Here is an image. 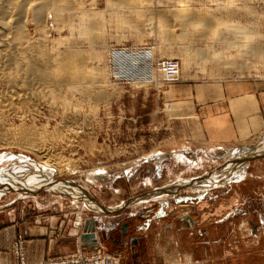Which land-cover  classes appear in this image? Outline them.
Masks as SVG:
<instances>
[{"label": "rangeland", "instance_id": "obj_1", "mask_svg": "<svg viewBox=\"0 0 264 264\" xmlns=\"http://www.w3.org/2000/svg\"><path fill=\"white\" fill-rule=\"evenodd\" d=\"M61 1L66 8L60 14L48 8L38 22L30 11L25 12L20 21L24 30L21 38L35 45L44 40L46 51L61 55L58 58L77 50L84 79L98 76V83L90 86L79 82L76 91L62 88L61 92L57 82L54 92L35 94L36 98L30 90L26 93L20 88V102L3 110L0 127L8 142L0 145V227L20 216L30 220L40 215L42 222L43 216L53 218L58 211L70 215V226L82 229L80 243L74 252L45 261L53 262L79 252L90 256L100 251L118 258L98 247L93 219L102 211L89 206L94 200L114 205L112 213L122 216L131 208L148 211L149 217L161 209L169 213L189 210L197 216L225 201L231 208L264 213V128L242 143L205 152L193 150L200 145L189 149L182 146L177 134L182 124L174 119L177 105L164 99V90L186 81L243 78L264 92V57L246 52L244 46L252 41L264 48V0H181V6L176 0H132L130 3L147 8L140 16L124 12L129 14V24H115L110 15L115 5L108 0ZM77 10L92 16L81 18ZM180 10L191 14L188 22H202L204 18L205 23L195 28L188 24L190 32L183 35L185 25L175 17ZM206 17L213 21L207 23ZM81 25L87 30H81ZM241 30L249 34L245 36ZM109 48L119 49L118 62L109 57ZM122 48L125 50L120 55ZM238 53L242 55L235 56L236 60H227ZM167 58L179 61L176 81H167L157 69V62ZM32 87L38 92L36 85ZM12 89L6 95L14 94L16 89ZM25 132L33 134L29 140L36 149L55 147L50 153L52 159L60 160L57 166L51 163L40 169L36 152L18 142ZM223 172L233 174L229 178ZM194 180L197 184L193 186L208 184L206 191L193 192L190 184ZM216 180L221 183L214 187ZM163 188L171 191L165 199L161 197ZM247 194L261 200L245 201L242 195ZM76 198L86 202L82 214L76 210L81 203L71 205ZM24 242L23 235L17 234L12 244L19 264H26Z\"/></svg>", "mask_w": 264, "mask_h": 264}, {"label": "crops", "instance_id": "obj_2", "mask_svg": "<svg viewBox=\"0 0 264 264\" xmlns=\"http://www.w3.org/2000/svg\"><path fill=\"white\" fill-rule=\"evenodd\" d=\"M164 99L177 105L174 119L182 123L177 134L189 149L200 145L193 150L205 152L242 143L264 128V92L243 78L176 83L164 90ZM195 184H190L193 191ZM165 190L162 199L169 197ZM242 196L248 202L261 200L254 194ZM74 203L73 207L81 203L76 210L82 214L85 200L76 198ZM89 206L102 211L93 219L98 247L118 256V264H264L262 210L231 208L225 201L197 216L189 210L161 209L149 217L151 213L136 208L123 216L112 213L114 205L99 200ZM54 214L43 216L42 222L40 215L30 220L20 216L1 226L0 264H19L12 253L17 234L25 238L26 264L74 252L82 229L71 227L70 215L63 211Z\"/></svg>", "mask_w": 264, "mask_h": 264}, {"label": "bare ground", "instance_id": "obj_3", "mask_svg": "<svg viewBox=\"0 0 264 264\" xmlns=\"http://www.w3.org/2000/svg\"><path fill=\"white\" fill-rule=\"evenodd\" d=\"M71 1H74V0H71ZM108 1L115 5V9L110 12V15H112L114 17V19H116L115 24H116L117 21L120 24L121 23L129 24L131 22V20H129L130 18L128 17L129 14L128 13L124 14V12H130V13L131 12H135L136 14H139V16H140V15L143 14V9L147 8V7L143 6V5L142 6H137L136 4L130 3L132 0H108ZM67 2L65 1V3H67ZM60 3H63V2L61 0H0V119L3 118V117H1V115H2L3 110H5V108L9 107L13 103H19L20 102L19 100H21L23 98V96L20 95V93H21L19 91L20 88L21 89L23 88V92H26V93H27V91L30 90V92H31L30 94H32V96L35 97L34 96L35 94L38 95V96L46 95V93L48 91L50 92V90H53V92H54L55 88H53V87H55L54 84H56L57 82H60V84H58V83L57 84H58V86H59L58 88L60 89L61 92H62V88L63 89L64 88H68V89H72V90H73V88L74 89L76 88L75 89V91H76L78 89L77 87H78L79 82L80 83H84L85 82L86 84H89L90 86H92V83H95V82H96V84L98 83V81H97L98 76H95V75H94L95 77H93V78H91L89 80H88L87 77H86L87 80L84 79L85 76L83 77V72L81 71L80 65L78 64L80 56H79L77 50L75 52H73V53L72 52L70 54L68 53V55L65 56L64 58H58L57 56H61V55L52 56L50 53H48L46 51L47 46L46 47L44 46L45 45L44 42H43L44 40L42 42L40 41L41 43H39V45H35V43L33 44L32 42H30L28 40V38L26 40H24V41H23V38H21V35H22L21 33L24 30L22 31V26L20 24V21H21V17L24 16L25 12L30 11L32 16L34 18L36 17V20L38 22V19L41 18V13L44 10H46V9L48 11V8H50L52 11H55L56 14H60L59 11L62 10V8L64 9V7H65L64 5L61 6ZM69 3H71V2L69 1L68 4ZM175 3H176V5L177 4L180 5V6L182 5V1L181 0L180 1L176 0ZM75 8H77V7L75 6ZM18 9H20V10L17 11ZM71 9H72V7H70V9H67V10H71ZM73 9H74V7H73ZM188 11H189V9H188ZM62 13H64V12H62ZM85 13L86 12L84 10H77V12H76V14H78V16H80L81 18H83L84 16H87V17L90 18V16H92V14L88 15V14H85ZM189 15H191V14H189V12H187L185 10H183V11L180 10V12H176L175 13V17L177 18V20L179 19L181 21V23L183 25H185L184 26L185 28L182 31L183 35L188 34L190 32V31L189 32L187 31L188 24H190V25L194 24L193 26L195 28L198 25H201L202 22L205 23V21H203V20H206V19L203 18L201 20L202 22H199L200 21L199 20L198 22L195 21L196 23L195 22L194 23H190L191 21L188 20L190 18ZM32 16H31V18H32ZM71 16L74 18V16H76V15L73 16V14H71ZM113 17H112V19H113ZM34 18H33V20H34ZM206 18L208 20L207 23L209 21L210 22L213 21L212 18H211L212 20L208 19V17H206ZM11 19H12V22L10 23ZM67 19L69 20V17ZM13 20H15V21H13ZM188 21H190V22H188ZM193 21H194V19H193ZM215 22H214V24H215ZM22 25H23V23H22ZM84 25H81L80 27H81V30L85 31V30H87V27L84 26ZM227 26L228 25H226V27ZM241 31L240 32L243 33L245 36L247 34H249V32L246 31V30H241ZM70 32H71V30H70ZM67 39L69 40V38H67ZM45 43H46V41H45ZM244 46L246 47L245 48L246 52H250L252 54L264 57V48H262V46H260V47L255 46V44H253L252 41L245 43ZM108 51H109L108 52L109 53L108 54L109 57L115 63L118 62V60H117L118 59V56H117V52L118 51H117V49H114V48L110 49L109 48ZM241 55H242V53L231 54L227 60L228 61H234V60H236V58H238V57H235V56H241ZM37 63H38V65H37ZM11 65H12V68H11ZM178 69H179V71H178V76H179V74H180V67L179 66H178ZM100 72H101L100 69H98V74H100ZM160 73H161L162 77L166 79L167 76H166L165 72L163 73V72L160 71ZM103 74H104V71H103ZM58 77H60V78H58ZM167 81H170V80H167ZM34 85L37 86L38 92L37 91L33 92V90H31V87L32 86L34 87ZM12 88H15L16 90L18 88L19 93H18V91L15 90L14 94L13 93L12 94L9 93L10 95L9 94L6 95V93H7L6 91L9 90V89H12ZM37 88H36V90H37ZM21 96H22V98H21ZM24 97H25V95H24ZM28 97H27V99L31 98V97H29V98ZM25 99H26V97H25ZM29 100H32V99H29ZM5 135H4V137H5ZM31 135H33V134L32 133L28 134V133L25 132L22 135V137L19 136V137H21V139L18 142L20 143V145L21 144L23 146L26 145L25 147H27V149L30 150L31 152H34V153L36 152V154L41 159L40 164H39L40 165V169L42 167H44V166L50 165L51 163L57 166V164H58V162L60 160L58 161V160H55L54 158L52 159L51 157H53V156H51L52 154L50 153L51 149L53 151V148H55V147L49 148L48 146H43V147H40V148L36 149L37 146L35 145V143L33 145L31 143L32 140H31V142L29 140L31 138ZM8 139H9V137H8ZM5 141H6V139L3 138V129L0 127V145L4 144ZM6 142H8V141H6ZM6 142H5V145H6ZM12 143H13V141H12ZM57 159H60V158H57ZM30 163L31 162H29V164ZM55 163H57V164H55ZM60 165H62V164H60ZM30 166H32V165H30ZM4 167H6V166H4ZM58 169H60V168H58ZM98 170L100 171V169H98ZM224 172L222 173V175L224 174ZM229 172H231L230 169H229ZM233 172H235V170ZM232 174H230V175H232ZM222 175L221 176H217V178L222 177ZM230 175H228V176L225 175V177H229ZM237 178H239V177H237ZM89 179L91 180L92 178H89ZM223 181H224V178H223ZM229 181H230V179H229ZM225 182H227V181H225ZM212 183L214 184L213 185L214 187H217V186H220L221 181L216 180V181H214ZM199 184L200 185H197V186L193 187L194 191L198 192V193H201V192L203 193L204 191H206V187L208 186V184H203V183L202 184L199 183ZM164 189H166V188H163L162 190H164ZM169 193H171V191ZM83 196H84V194H82V197ZM76 223H78V222H76ZM79 224H80V222H79Z\"/></svg>", "mask_w": 264, "mask_h": 264}, {"label": "built area", "instance_id": "obj_4", "mask_svg": "<svg viewBox=\"0 0 264 264\" xmlns=\"http://www.w3.org/2000/svg\"><path fill=\"white\" fill-rule=\"evenodd\" d=\"M123 50H125V48L120 49L119 54L123 52ZM130 50L133 51V49H130ZM145 51L147 52V50ZM145 51L143 50L142 52L145 53ZM134 61L135 60H133V63ZM178 65H179V61L176 58L162 59L156 64L157 69L163 73L165 72L167 76L166 79L170 81H176L178 79L179 77L178 76V71H179ZM77 224L79 225V223ZM39 264H118V258L112 255L102 253L100 251L94 252L90 256L83 255L82 253L79 252L76 255L70 256L68 258L56 260L53 262L39 263Z\"/></svg>", "mask_w": 264, "mask_h": 264}, {"label": "water", "instance_id": "obj_5", "mask_svg": "<svg viewBox=\"0 0 264 264\" xmlns=\"http://www.w3.org/2000/svg\"><path fill=\"white\" fill-rule=\"evenodd\" d=\"M88 234H83L82 237H86Z\"/></svg>", "mask_w": 264, "mask_h": 264}]
</instances>
